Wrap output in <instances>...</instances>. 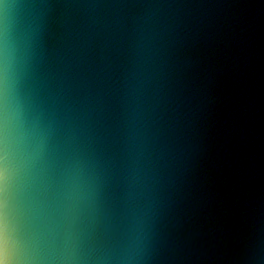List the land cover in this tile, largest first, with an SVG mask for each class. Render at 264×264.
Returning a JSON list of instances; mask_svg holds the SVG:
<instances>
[{"label": "water", "instance_id": "water-1", "mask_svg": "<svg viewBox=\"0 0 264 264\" xmlns=\"http://www.w3.org/2000/svg\"><path fill=\"white\" fill-rule=\"evenodd\" d=\"M3 264H264V0H0Z\"/></svg>", "mask_w": 264, "mask_h": 264}, {"label": "snow or ice", "instance_id": "snow-or-ice-1", "mask_svg": "<svg viewBox=\"0 0 264 264\" xmlns=\"http://www.w3.org/2000/svg\"><path fill=\"white\" fill-rule=\"evenodd\" d=\"M4 256V234L0 231V264H3Z\"/></svg>", "mask_w": 264, "mask_h": 264}]
</instances>
